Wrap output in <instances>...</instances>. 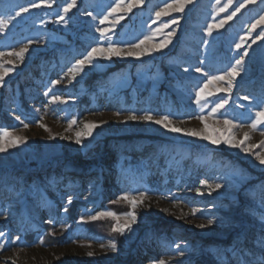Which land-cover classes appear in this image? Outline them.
<instances>
[{
	"label": "rangeland",
	"instance_id": "rangeland-1",
	"mask_svg": "<svg viewBox=\"0 0 264 264\" xmlns=\"http://www.w3.org/2000/svg\"><path fill=\"white\" fill-rule=\"evenodd\" d=\"M70 2L53 0L51 7L31 9L0 33V52L18 51L34 41L23 62L0 57L4 68L13 69L0 86V132L27 137V143L0 153V231L6 233L0 238V264H154L159 259L168 264H220L218 256L223 264H235L225 250L241 233L249 238L247 247H253L251 240L260 232L249 209L256 216L264 213V165L254 155L264 154V147L244 153L223 142L213 145L125 118L130 111L151 110L170 115L178 127L200 130L204 125L196 117L204 115L210 128L221 132L227 127L224 120H232L235 126L226 136L241 139L248 132L246 144L264 141V125L256 131L248 127L264 107V39H256L264 24L249 33L250 25L264 15V4L257 0L247 5L209 36L207 25L225 20L238 0L231 5L228 0H192L182 13L159 18L155 13L171 0H143L131 12L109 16L104 24L100 21L113 0H76L65 16L68 23H56ZM28 3L0 0V14L6 6ZM117 15L124 18L108 36L122 47L139 42L164 23L169 27L148 47L175 32L158 51L139 59H100L72 80L69 69L76 60L98 43L107 46L97 29L111 27ZM173 19L178 24H171ZM241 37L244 42L237 49ZM245 50L249 55L232 92L216 91L227 82L214 81L207 89L211 95L198 105L196 91L208 76L222 74ZM197 67L203 72H196ZM57 80L60 83H53ZM220 98L228 104L209 116ZM73 120L76 123L69 127ZM90 122L101 126L91 136L82 135L77 144L76 133L86 132L84 125ZM205 180L223 187L209 195L201 183ZM141 193L146 199L135 209L119 199ZM103 211L121 215L122 224L123 214L134 211L137 222L124 234L112 232L115 221L110 217L80 222L81 216L87 220ZM208 219L214 223L198 227ZM96 228L103 234L95 233ZM113 242L117 252L101 247ZM90 251L92 257L87 255Z\"/></svg>",
	"mask_w": 264,
	"mask_h": 264
},
{
	"label": "snow or ice",
	"instance_id": "snow-or-ice-1",
	"mask_svg": "<svg viewBox=\"0 0 264 264\" xmlns=\"http://www.w3.org/2000/svg\"><path fill=\"white\" fill-rule=\"evenodd\" d=\"M53 0H29V3L27 6L24 5H16V6H6L4 8L5 14H0V33H3L6 29H9V26L13 24L14 21L17 20V18H21L23 14L29 13L31 9L34 8H40L42 6L45 7H51ZM192 0H171L170 3L165 2V6L160 11H157L155 13L156 17L159 18L161 16H167L170 15L172 12H178L182 13L185 10V7L190 4ZM219 2V0H218ZM257 0H238V7L235 8V10L227 16L225 20H222L219 22V24L212 23L207 25V35L211 36L213 33L214 28H220L225 23H227L228 20H231L233 16L236 15L242 8H245L249 4H256ZM261 4H264V0H260ZM143 4V0H113V6L109 9L108 15H105L103 19L100 21L101 24H104L106 21L109 20V16H113L114 14L119 13L121 10L124 12H131L134 7H137L139 5ZM232 4V0H228V5ZM76 7V0H71L70 3H66L62 9L63 14L58 15V19L56 20V23H64L65 25L68 23V20L65 19L66 14ZM227 7V5H226ZM221 12L225 11V8L220 9ZM14 12V14H11ZM88 16H91V12L85 13ZM124 17L117 15L115 19H113L110 24L111 27L108 28H98L97 31L100 33V39L102 41L107 42V46H104L102 43H98L96 46L91 47L90 50L86 52L82 56V58L76 60L75 65L69 69V72L71 74V79L75 80L76 76L82 72L85 68V66H92L95 67V61H98L100 59L103 60H112L113 57L117 58H124V57H134V58H141L145 55H148L154 51H158L161 48L165 47L167 43L170 42V37L175 32V29L172 30V32H168L165 34V39L162 43L159 44H153L151 47H148L147 44L149 41L153 40V38L160 32L163 31V29H166L169 27V24L164 23L161 25L160 28H157L155 31L152 32L151 35L144 36L143 39L139 40L137 43H127L123 47L118 45L115 42H112L110 37L108 36V33L113 30L115 25L120 22ZM177 19H173L171 21V24H178ZM264 24V15H261L259 19L250 25L249 33L254 31L258 25ZM256 39H264V31H261V33L256 37ZM34 41L28 40L27 44L23 47H20L18 51H9V52H0V57L5 56H12L18 59L19 61L23 62L25 53L28 51V46L31 45ZM244 42V37H241V43H237L235 47L237 49H240L242 44ZM256 40H253L252 43H255ZM250 48L251 45H248ZM249 55L248 51L245 50L243 54L240 56L239 59L235 60L234 64H230L226 70L223 71L220 75H209L207 81L204 83L202 87L196 91L195 97H196V103L198 105L201 104V101L205 100L208 95H211L210 92L207 91L208 87L212 82H227V87L223 88H217L216 91L219 92H225V93H231L233 89V81L236 80L237 77L241 75V72L244 71L243 65H244V58ZM9 64H13V67H15V64L12 60L7 61ZM12 68H4L3 64H0V86H3L4 84V78L6 75H8L9 72H11ZM188 69H185L187 71ZM196 72L202 73L203 69L200 67H197L195 69ZM71 82V81H70ZM53 83H60L59 80L54 81ZM54 100L60 99L59 97H53ZM243 99L248 100L249 97L245 96ZM228 99L220 98L219 102H216L214 104V107H212L211 112L209 113V116L219 112L221 109L225 107V105L228 104ZM117 116L121 115V113H116ZM199 119L204 127L203 129H195V128H181L176 126L173 123V120L170 115H158L154 114L151 110H145L143 114H137L135 111H130L129 114L125 118V122L132 121V122H146L151 123L160 126L161 128L165 129L167 132L170 133H176V134H182L184 136L188 137H197L204 141H209L213 145H220L221 142H223L224 145H228L234 148H239L244 153H251L252 149L257 147H264V141H261L259 145L254 144H246V141L250 140V135L248 132L244 133L243 138L237 139L234 135H225V132H231L232 127H234V122L232 120L225 119L224 124L227 126L224 132H221L220 129L217 128H210L209 124L207 123V117L204 115H200L196 117ZM17 120H20V117H16ZM76 121H71L69 127H71L72 124H75ZM103 123V122H101ZM264 125V107H261L258 111L255 113V118L252 120L251 124L248 126L251 131L258 130V127ZM29 125L24 124V127L27 128ZM101 124L90 122L86 123L84 125V128L87 130L86 132H77L76 133V143H81L80 137L82 135L91 136L94 129L97 127H100ZM40 127H45V125L41 124ZM240 127H243V125H240ZM261 135H264V131H261ZM7 138V140H5ZM55 139V137H52ZM62 139L64 137H61ZM27 143V137L23 136H16L13 137L11 134L5 129L2 132H0V153L7 152L10 148H15L20 145H23ZM255 159L259 162L260 165H264V154H260L259 152L254 153ZM202 184H205L209 189V195L215 190L221 189L223 185L217 183L215 185L208 183V181H202ZM197 192L201 195L203 193L200 192L199 189H197ZM119 199L126 201L129 203L133 209L136 208L137 204L143 203L146 199V195L144 193H141L139 197H133L128 194H125ZM72 197H68V203L71 204ZM67 211V208L64 209ZM249 211L253 214L254 219L257 220V222L260 225V232L256 234L255 239L251 240V243L253 247H247V241L249 240L246 233H241L234 244L231 246L230 249H226L225 251H230L232 256L235 259V264H264V213H261L259 216L255 215V211L253 209H249ZM5 215H7L5 213ZM105 217H110L115 221V224L112 227V232L114 233H120L124 234L125 230H131V226L137 222V216L134 211H130L123 214L124 223H121V215H118L117 213L113 211H103L99 212L96 215L89 216L87 220L85 217H80V222H87L90 221H96ZM214 223L213 219H208L207 224L201 223L198 225L200 228H205L207 226H210ZM6 233L3 231H0V238L5 237ZM242 237V238H241ZM16 240L20 239V236H16ZM4 245H0V249H2ZM102 248H108L112 252H117L118 248L116 243H111L109 245H101ZM176 247L179 249L180 245L177 244ZM87 255L89 257H92L94 255L93 252H88ZM179 255L183 256L184 251H179ZM218 260L220 261V264H223V257L218 256ZM13 264H15V261H13ZM154 264H168V262L164 259H159L154 262Z\"/></svg>",
	"mask_w": 264,
	"mask_h": 264
},
{
	"label": "trees",
	"instance_id": "trees-1",
	"mask_svg": "<svg viewBox=\"0 0 264 264\" xmlns=\"http://www.w3.org/2000/svg\"><path fill=\"white\" fill-rule=\"evenodd\" d=\"M262 178H264V173L263 174H260ZM95 229V228H94ZM95 233L99 234V233H102V231H100L99 229L96 228V230L94 231ZM50 241H53V240H50Z\"/></svg>",
	"mask_w": 264,
	"mask_h": 264
}]
</instances>
